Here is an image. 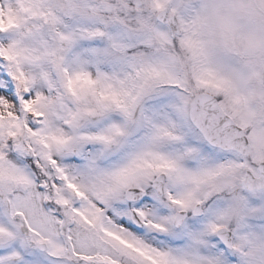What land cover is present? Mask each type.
Segmentation results:
<instances>
[{"label":"snow or ice","instance_id":"6c2138e0","mask_svg":"<svg viewBox=\"0 0 264 264\" xmlns=\"http://www.w3.org/2000/svg\"><path fill=\"white\" fill-rule=\"evenodd\" d=\"M0 264H264V0H0Z\"/></svg>","mask_w":264,"mask_h":264}]
</instances>
